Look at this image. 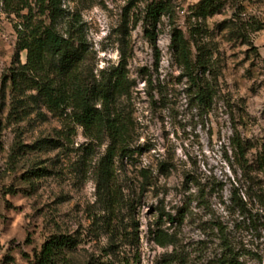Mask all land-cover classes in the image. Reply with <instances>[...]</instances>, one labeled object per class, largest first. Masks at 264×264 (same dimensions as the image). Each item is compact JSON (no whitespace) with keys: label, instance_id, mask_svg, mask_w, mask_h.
Listing matches in <instances>:
<instances>
[{"label":"rangeland","instance_id":"obj_1","mask_svg":"<svg viewBox=\"0 0 264 264\" xmlns=\"http://www.w3.org/2000/svg\"><path fill=\"white\" fill-rule=\"evenodd\" d=\"M160 1L154 24L148 11ZM203 1L61 0L59 32L86 42L82 75L100 80L124 64L131 82L118 104L129 151L106 178L107 140L86 137L70 109L52 111L31 97L36 90L11 86L27 51L17 55V20L0 0V264H36L55 235L77 240L57 264H210L225 236L245 264H264V172L255 164L264 0H211L217 9L206 15ZM176 28L192 66L172 47Z\"/></svg>","mask_w":264,"mask_h":264},{"label":"trees","instance_id":"obj_2","mask_svg":"<svg viewBox=\"0 0 264 264\" xmlns=\"http://www.w3.org/2000/svg\"><path fill=\"white\" fill-rule=\"evenodd\" d=\"M4 10L16 17L17 55L27 51V61L21 65L19 74L10 78L14 90H36L31 97L40 100L50 110L58 112L70 109L74 122L83 128L88 138L108 141L106 154L102 161V174L106 178L113 175L116 158L129 151V123L118 108L121 98L130 94L131 82L127 67L121 64L100 80L89 81L81 72V64L87 51L82 35L75 38L64 36L57 23L64 15L61 0H2ZM217 6L211 0H205L199 9L203 15L211 14ZM166 9L162 1L152 4L148 14L152 23ZM262 26L257 29H261ZM147 34L156 43V34L147 29ZM172 47L183 56L188 66L193 58L187 40L182 32L173 34ZM159 57H157L158 59ZM199 85V96L209 97L210 90ZM242 155L249 150L239 143ZM251 148V147H250ZM256 169L264 172V143L255 160ZM112 178V177H111ZM178 219L172 217L169 219ZM222 230V227H219ZM223 231V230H222ZM224 232V231H223ZM165 245L164 240L160 241ZM225 249L210 264H245L239 253L224 237ZM77 240L66 235L50 237L36 255V264H57L63 256L64 248H74ZM66 260V259H65ZM113 264V263H104Z\"/></svg>","mask_w":264,"mask_h":264}]
</instances>
